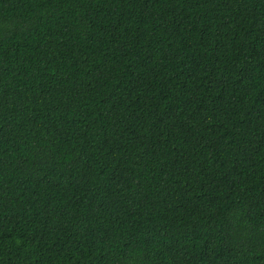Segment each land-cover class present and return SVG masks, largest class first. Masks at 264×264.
<instances>
[{
    "label": "trees",
    "instance_id": "1",
    "mask_svg": "<svg viewBox=\"0 0 264 264\" xmlns=\"http://www.w3.org/2000/svg\"><path fill=\"white\" fill-rule=\"evenodd\" d=\"M0 264H264V0H0Z\"/></svg>",
    "mask_w": 264,
    "mask_h": 264
}]
</instances>
